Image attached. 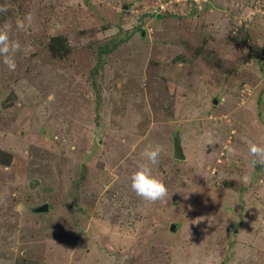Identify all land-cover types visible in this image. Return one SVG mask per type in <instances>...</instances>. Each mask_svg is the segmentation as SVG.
<instances>
[{"label":"rangeland","instance_id":"obj_1","mask_svg":"<svg viewBox=\"0 0 264 264\" xmlns=\"http://www.w3.org/2000/svg\"><path fill=\"white\" fill-rule=\"evenodd\" d=\"M172 1L0 0V264H264V0Z\"/></svg>","mask_w":264,"mask_h":264},{"label":"clouds","instance_id":"obj_2","mask_svg":"<svg viewBox=\"0 0 264 264\" xmlns=\"http://www.w3.org/2000/svg\"><path fill=\"white\" fill-rule=\"evenodd\" d=\"M6 8L0 7V11H6ZM31 20V16L26 17ZM17 27L24 28L22 22H18ZM18 41H11L9 38L8 25L0 28V56L3 57V63L9 71H15L17 64L15 61V53L20 50ZM48 100L54 101L55 94L51 93ZM164 151L162 145L149 146L141 155L146 161L138 166V169L132 173L131 189L142 200L147 202H156L163 200L168 194V188L165 182L153 175L152 166L159 163L161 153ZM249 155L253 157V165H264V139L259 143L249 142Z\"/></svg>","mask_w":264,"mask_h":264},{"label":"built area","instance_id":"obj_3","mask_svg":"<svg viewBox=\"0 0 264 264\" xmlns=\"http://www.w3.org/2000/svg\"><path fill=\"white\" fill-rule=\"evenodd\" d=\"M187 1V0H184V2ZM204 0H193V2L191 1L192 4H196V3H200ZM173 2V5H172V8H169L167 3L165 2H162V3H157V5L154 6L153 8V13H156V14H159V13H164V12H168L169 14H174L176 15V11H171V9H176V7L179 5V3H176V1H172ZM176 6V7H175ZM167 13V14H168ZM264 56V55H263ZM264 61V60H263Z\"/></svg>","mask_w":264,"mask_h":264},{"label":"water","instance_id":"obj_4","mask_svg":"<svg viewBox=\"0 0 264 264\" xmlns=\"http://www.w3.org/2000/svg\"><path fill=\"white\" fill-rule=\"evenodd\" d=\"M174 156L176 158H183L182 148H181V145H180L178 138H175V140H174ZM41 209H45V206L44 207L43 206L37 207L34 210L37 212Z\"/></svg>","mask_w":264,"mask_h":264},{"label":"trees","instance_id":"obj_5","mask_svg":"<svg viewBox=\"0 0 264 264\" xmlns=\"http://www.w3.org/2000/svg\"><path fill=\"white\" fill-rule=\"evenodd\" d=\"M162 15V14H161Z\"/></svg>","mask_w":264,"mask_h":264}]
</instances>
